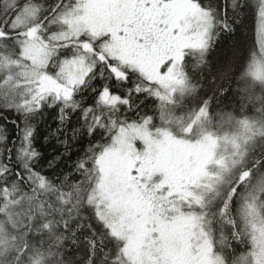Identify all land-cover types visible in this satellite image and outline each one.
I'll return each instance as SVG.
<instances>
[{"label": "snow or ice", "instance_id": "obj_1", "mask_svg": "<svg viewBox=\"0 0 264 264\" xmlns=\"http://www.w3.org/2000/svg\"><path fill=\"white\" fill-rule=\"evenodd\" d=\"M0 264H264V0H0Z\"/></svg>", "mask_w": 264, "mask_h": 264}]
</instances>
